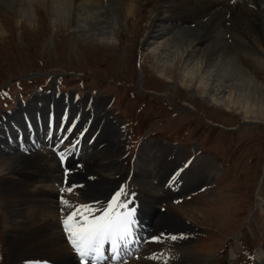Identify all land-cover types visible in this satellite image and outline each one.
<instances>
[{"label": "rangeland", "instance_id": "rangeland-1", "mask_svg": "<svg viewBox=\"0 0 264 264\" xmlns=\"http://www.w3.org/2000/svg\"><path fill=\"white\" fill-rule=\"evenodd\" d=\"M154 1L143 2L146 7L137 13L136 21L121 17L119 31L115 32L118 42L110 44L83 38L63 21L52 30L47 12L39 7L35 11L40 12H35L31 22L22 19L18 25L20 19L0 4V22L5 28V34L0 35V131L5 120L18 122L24 129L48 124L65 126L70 123L69 117L78 111L77 125L87 119L91 124L87 131L96 125L95 130L100 131L105 125V135L95 139L87 134L82 137V141L88 138L95 147L104 150L117 139L119 127L124 144L117 177L122 179L136 173L130 178L129 188L137 189L145 176L141 169H146L143 166L148 160L152 164L156 161L154 172L160 171V179L183 169L182 177L189 178L193 184L178 193V198L165 191L150 190L159 194L160 209L169 211L166 207L175 205L196 213H188V217L181 213L186 224L195 228L192 233L185 227H166L168 212L156 216L157 227L151 237L154 245L160 238L188 233L192 237L182 247L205 259L196 264H264V115L247 117L236 107L208 103L196 91L195 84H182L178 71L167 80L153 70L151 59L146 58L149 53L142 56V45L148 43L153 33H146L145 38L142 35ZM255 20L258 28L248 34L259 39L264 50V19ZM244 57L242 65L264 85V68L250 57ZM40 100L48 101L49 105ZM32 108L36 109L34 119L39 117L35 126L26 120V113ZM99 112L105 115L106 123L97 122ZM26 151L21 154L29 156ZM4 154L7 151L0 150V155ZM174 157L176 161L171 163ZM70 170L76 173V166L70 164ZM199 170L205 174L196 177ZM121 179L114 181L117 185L113 189L125 184ZM146 179L152 181V176ZM27 180L30 179H23ZM50 189L61 194L50 205L62 207V196L69 198L72 191V208L89 204L76 201L78 190L71 189L65 195L66 188ZM109 201L93 206V212L100 215L99 211ZM56 211L52 210L53 214ZM42 212L44 217H51L43 209ZM8 222L0 191V264H16L8 250ZM161 245L153 247V253L143 252L148 261L180 264L174 259L168 263L163 258ZM172 247L167 244V249Z\"/></svg>", "mask_w": 264, "mask_h": 264}, {"label": "bare ground", "instance_id": "bare-ground-1", "mask_svg": "<svg viewBox=\"0 0 264 264\" xmlns=\"http://www.w3.org/2000/svg\"><path fill=\"white\" fill-rule=\"evenodd\" d=\"M144 1L0 0V4L20 19L18 25L22 19L31 22L35 12H40L35 11L39 7L47 12L52 30L58 22L63 21L69 23L72 32L79 33L83 38L110 44L118 42L115 32L119 29L121 17L136 21V16H139L137 13L142 12L143 6L146 5ZM238 1L240 0H155L149 11L150 17L145 20L146 27L142 37L145 38L146 33L149 34L150 31L153 34L148 43L142 45V56L146 55L145 52L149 53L146 58L151 59L152 68L160 77L168 80L170 75L178 71L182 84L184 86L195 84L196 91L201 93L208 103L218 106L229 105V108L236 107L243 110L245 116L254 118L264 115V85L242 64L244 56H248L246 58L250 57L255 64L258 63L264 68L262 45L257 41L259 39H254L248 34V32L255 33V29L258 28L255 19L258 17L264 19V0H241L242 3ZM3 27L0 22V35L5 34ZM40 101L49 105L48 101ZM29 110L26 115L32 120L36 116V109ZM99 113L96 116L97 122L106 123L105 115ZM69 118L70 123L65 126L57 124L39 132L24 129L25 126L23 128L18 122L13 124L5 120V126L0 131V150L7 151L4 156L0 155V191L9 221L7 240L10 258H13L16 264H75L79 256L69 247L68 233L63 227V220L74 210L71 207L73 191L69 198L64 199L68 203L61 207L49 204L54 203V198L61 195L55 194L50 187L66 188L65 195L69 193L67 187L78 190L76 201L89 202L92 206L102 204L107 199L111 200V197L123 188L126 195L118 199L131 201L129 205L138 208L137 211L143 213L149 220L148 223L145 222L147 226L141 230L142 237L137 236V232L133 234L131 240L134 244L128 245V249L137 250L134 249V245L138 242L137 246H141L140 249L143 250L138 256L140 259L138 261L133 259L128 262L129 264H140L139 262L155 264L154 260L148 261V256L143 252L150 253L153 247L158 248L161 244L163 258L168 263L173 259L180 261V264L204 262V257L192 253L188 247H182L191 239L192 234L171 235L165 239L158 237L159 241L155 240L158 241L157 245L153 244L151 238L146 239L142 235L145 231L156 230L155 217L162 214L158 193L163 191L165 184L159 180L160 171L154 172L156 167L153 164L157 165L156 161L153 164L149 160L145 163L143 167L146 169L143 171L141 169L142 175L145 173V176L141 178L137 189L132 190L128 185L130 178L136 173H131V177L121 175L122 179L117 177L120 175L118 166L124 144L119 127L116 132L118 137L111 146L104 150L98 146L88 149L90 145H87V141L75 143V140L81 134L90 135L89 137L106 134L105 125L101 126L100 131L95 130L98 125L87 131V127L91 125L87 119L83 124L77 125L78 111ZM5 136L7 139H3ZM52 141L53 144L49 146L48 142ZM22 145L24 149H21ZM73 145L75 147H72ZM25 150L29 152V156L22 155ZM69 152L79 153L80 158L69 162L72 166H76V173L68 169L64 174L65 167L59 166L55 155ZM173 161H176L175 157L171 159V163ZM171 163L167 162V165ZM200 170L197 174L194 172L196 177L205 174ZM208 171L211 172L210 169ZM150 176L152 181L147 182L146 178ZM25 177L30 180L23 181ZM117 178L126 182L119 189H113L117 185L114 183V181L118 182ZM151 189L157 190L158 195L151 193ZM106 207L107 204L103 205L99 213L101 214ZM166 208L169 210L163 209V212H168L165 219L168 225L166 227L171 229L185 227L189 228L191 233L195 231L194 227L186 224L187 220L184 216V219L181 218V213L188 217V213L194 212L183 211L182 207L175 205H168ZM42 209L51 217H44ZM52 210L57 211L53 214ZM191 218L194 220V216ZM71 224L72 221H69L70 226ZM167 244L172 245L176 251L171 250L173 247L167 249ZM124 250L127 251L124 253L125 256L130 254L129 250Z\"/></svg>", "mask_w": 264, "mask_h": 264}, {"label": "snow or ice", "instance_id": "snow-or-ice-1", "mask_svg": "<svg viewBox=\"0 0 264 264\" xmlns=\"http://www.w3.org/2000/svg\"><path fill=\"white\" fill-rule=\"evenodd\" d=\"M60 159L63 161V154ZM124 195V189L121 188L111 197L100 215L93 212L92 205L82 204L75 205L74 210L63 220L68 242L80 257V264H105L108 260L112 264H123L121 253L128 247L136 223L135 208L129 207L131 201L118 199ZM61 203L68 202L61 198ZM69 221H72L71 226Z\"/></svg>", "mask_w": 264, "mask_h": 264}]
</instances>
